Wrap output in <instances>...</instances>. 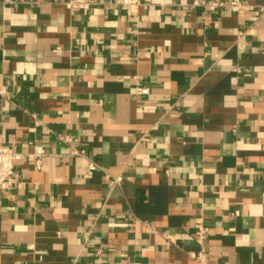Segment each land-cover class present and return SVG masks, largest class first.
<instances>
[{"label": "crops", "instance_id": "0c3cea01", "mask_svg": "<svg viewBox=\"0 0 264 264\" xmlns=\"http://www.w3.org/2000/svg\"><path fill=\"white\" fill-rule=\"evenodd\" d=\"M67 1L0 0V264H264V0Z\"/></svg>", "mask_w": 264, "mask_h": 264}, {"label": "built area", "instance_id": "2783aa9c", "mask_svg": "<svg viewBox=\"0 0 264 264\" xmlns=\"http://www.w3.org/2000/svg\"><path fill=\"white\" fill-rule=\"evenodd\" d=\"M124 3L129 5H135L140 3V0H124ZM67 5L72 9H76L84 5L79 0H68ZM192 5L194 6H203V7H223L230 6L235 7L240 13L246 11L249 5L242 0H193ZM135 91L137 93H148L149 88L141 85L139 83L135 86ZM2 93L4 91H1ZM78 153V151H74ZM29 157L36 158L40 160L45 155V150L42 145H34V150L27 154ZM23 156L22 153L15 150L12 146L9 145H0V189H8L13 187V185L18 181L15 173V161ZM91 169L98 167L96 163L91 162L89 164ZM196 238L204 246L205 242L210 234L209 228L206 226H199L195 230ZM197 259H202L203 251L192 253ZM208 264V263H203ZM221 264V263H215Z\"/></svg>", "mask_w": 264, "mask_h": 264}]
</instances>
